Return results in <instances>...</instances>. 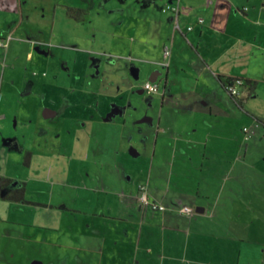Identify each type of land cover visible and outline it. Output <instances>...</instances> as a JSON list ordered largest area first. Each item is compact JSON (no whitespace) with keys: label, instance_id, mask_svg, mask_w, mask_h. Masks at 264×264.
Segmentation results:
<instances>
[{"label":"crops","instance_id":"crops-1","mask_svg":"<svg viewBox=\"0 0 264 264\" xmlns=\"http://www.w3.org/2000/svg\"><path fill=\"white\" fill-rule=\"evenodd\" d=\"M22 1L0 0V39H9L0 50H8L15 33L44 35L27 42L31 50L25 59L31 63L34 47L50 46L52 37L51 31L43 33L45 27L18 20ZM166 1L180 6L181 32L174 29L171 14L162 19L145 5L140 39L128 25L132 36L115 41L126 45L132 59H141L133 54L139 43L148 64L144 82L154 80L161 89L146 95L141 112L131 100L80 101L74 100L77 89L72 87L52 81L25 87L26 78L21 82L25 91L43 96V119L62 117L67 124L63 134L76 135L79 144L63 153V171L77 180L76 195L67 199L76 210L65 207L56 216L67 237L57 246L75 253H64V264H264V0ZM68 8L62 6L61 15L78 24L68 17ZM69 43L58 45L53 62L48 61L54 79L64 76L66 85L72 76L84 75L74 68L73 49L81 48L76 42L64 48ZM156 45L157 54L152 53ZM237 78L256 85L241 87L232 99L223 82ZM134 87L131 82L129 89ZM54 88L61 90L62 100L47 95ZM151 111L158 112L157 118ZM247 127L252 128L245 140ZM140 185L164 211L141 205ZM183 207L190 212L182 213Z\"/></svg>","mask_w":264,"mask_h":264},{"label":"rangeland","instance_id":"rangeland-1","mask_svg":"<svg viewBox=\"0 0 264 264\" xmlns=\"http://www.w3.org/2000/svg\"><path fill=\"white\" fill-rule=\"evenodd\" d=\"M82 5H85V8ZM145 5L152 10V15L162 19L170 14L161 12V8L167 5L166 0L22 1V15L18 11V20L22 17L23 22L29 25L45 27L43 33L50 34L51 31L49 44L54 47L50 45L39 49L36 45L33 62H27L25 57L31 50L27 42L31 39L39 42L41 37L44 38V35H36L33 32L22 33L21 36L15 33L8 50H0V112L4 109L7 112L6 119L0 121V177L24 183L26 201L18 203L0 199V264H64L61 260L64 253L75 255L73 252L66 253V249L62 252L57 244L67 238L63 236L64 226L58 218L62 209L77 208L75 202L67 201L76 195L74 188L77 180L63 171V153L68 148L77 149L79 144L76 135L67 137L63 134L67 124H64L62 117L43 119L40 110L43 104L39 101L43 96L41 93H29L22 89V80L26 78L25 87L32 86L34 82L49 81L66 89L72 87L77 89L73 95L74 100L77 97L80 101L94 100L102 103L131 100L132 106L139 111L144 109L143 105L147 104L149 97L144 93L140 94V89L147 74L143 68L148 67V64L142 61V57L146 56L140 53L138 47L141 46L136 43L135 49H138V52L134 49L133 54L141 59H132L128 57L126 45L119 47L115 41L117 36H132L133 31L128 25L136 30L133 36L140 37L142 23L138 22L143 18L140 10ZM62 6H70L73 9L82 7L89 15L86 20L75 24L65 15H61ZM5 36L7 37L8 33ZM65 42H70V45L64 48H71L74 42L81 48L73 49L77 59L74 68L78 72H84V75L78 76L79 73L72 76L68 85L64 76L54 79L56 72L52 68L53 65L50 66L52 63L48 62H53L52 57L54 52L59 50L58 45ZM153 51L157 54V45L152 53ZM164 58L162 63H166ZM133 67L139 69L140 75L138 79L130 80L128 74ZM161 67L166 72V68ZM42 72H45V77ZM16 79L20 80L18 85L15 83ZM131 82L136 85L134 89H129ZM10 85L11 90L6 91V87ZM83 88L87 90L84 94L78 92V89ZM95 91H98L99 95L87 96ZM56 94V98L62 100L61 90L58 88L47 92L49 97H55ZM76 110L71 108L69 112L75 113ZM150 115L157 118L158 112L151 111ZM74 126L76 127V123ZM82 194L81 190H78L77 195ZM50 228L54 231L49 232ZM70 264H77V261L73 260Z\"/></svg>","mask_w":264,"mask_h":264},{"label":"built area","instance_id":"built-area-1","mask_svg":"<svg viewBox=\"0 0 264 264\" xmlns=\"http://www.w3.org/2000/svg\"><path fill=\"white\" fill-rule=\"evenodd\" d=\"M162 12L163 13H170L172 16H173V19H174V29L176 31H180L181 32V29L179 27V24H178V16L180 14V6L179 5H165L162 9ZM198 23H203V19L202 18H198L197 20ZM187 31H191L192 30V27L189 26L187 27L186 29ZM8 40H1L0 39V49H4L7 47L8 45ZM169 47L166 46L164 48V54L165 55H169ZM244 86V81L242 79H232V82L228 85H226V91L228 92V94H230L232 97H238L240 92H239V89L241 87ZM143 93L145 95H152V94H157L160 92V87L158 84L156 83H151V82H144L142 84V87H141ZM243 133H244V139L245 140H248V138L250 137V134H251V131L249 128H244L243 129ZM139 191H140V196H139V200H140V203L142 206H146V207H149L151 208L152 210L154 211H164L165 210V207L159 203H155L153 201H151L149 199V197L147 196V190H146V186L145 185H140L139 186ZM181 212L182 213H189L190 210L187 208V207H183L181 209Z\"/></svg>","mask_w":264,"mask_h":264},{"label":"trees","instance_id":"trees-1","mask_svg":"<svg viewBox=\"0 0 264 264\" xmlns=\"http://www.w3.org/2000/svg\"><path fill=\"white\" fill-rule=\"evenodd\" d=\"M67 15L69 18H72L74 20L81 22V21L86 20L89 14L88 12L84 10L68 8ZM231 82H232V79L226 80L223 82L224 84L223 86L225 90H226V85L230 84ZM255 85H256L255 82L252 83L249 81H244V86L249 87L251 90L254 89ZM229 96L232 99L238 98V97L234 98L230 94ZM24 186L25 184L22 182L14 181V180H11L5 177H0V199L7 200L10 202L26 203V201L24 200Z\"/></svg>","mask_w":264,"mask_h":264},{"label":"water","instance_id":"water-1","mask_svg":"<svg viewBox=\"0 0 264 264\" xmlns=\"http://www.w3.org/2000/svg\"><path fill=\"white\" fill-rule=\"evenodd\" d=\"M130 75L133 79H138V69L133 67L131 70H130ZM151 83H154L155 81L154 80H150ZM140 94H143V91L141 90L140 91ZM34 264H38V263H34Z\"/></svg>","mask_w":264,"mask_h":264}]
</instances>
